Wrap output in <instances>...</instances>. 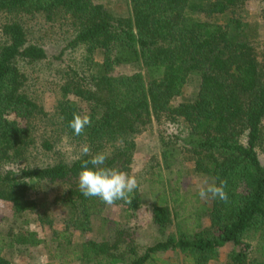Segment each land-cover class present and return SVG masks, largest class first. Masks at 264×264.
<instances>
[{
    "label": "trees",
    "instance_id": "obj_1",
    "mask_svg": "<svg viewBox=\"0 0 264 264\" xmlns=\"http://www.w3.org/2000/svg\"><path fill=\"white\" fill-rule=\"evenodd\" d=\"M130 1L131 10L118 15L95 0H0V12L8 16L0 44V201L13 214L8 230L0 231V264H11L3 255L6 248L44 243L37 230L26 227L29 213L51 229L58 244L53 257L68 263L166 264L160 255L175 251L186 264H209L232 242L237 249L230 264H264V164L257 151L264 144V58L245 13L248 0ZM39 14L48 20L68 17L75 31L71 46L85 50L81 67L69 66L61 77L53 114L56 129L79 149L88 144L93 154L108 155L106 166L130 174L141 127L156 121L187 129L164 141L167 173L160 167L152 174L150 200L139 187L131 204H114L123 217L109 238L75 240L77 232L87 235L95 222L105 228L109 221L107 206L78 188L88 157L79 153L71 162L46 165L32 160L33 153L54 147L47 138L37 142L35 121L43 107L30 88L29 67L45 60L47 52L29 41L22 21ZM125 64L133 67L131 73H112ZM194 77L198 90L183 97ZM77 112L93 121L80 136L69 127ZM179 150L208 183L227 180V203L185 201L187 195L167 182ZM43 182L66 186L54 200L61 216L42 211L43 203L30 195ZM179 205L181 210L175 209ZM141 211L152 215L162 235L143 251L135 227Z\"/></svg>",
    "mask_w": 264,
    "mask_h": 264
},
{
    "label": "rangeland",
    "instance_id": "obj_2",
    "mask_svg": "<svg viewBox=\"0 0 264 264\" xmlns=\"http://www.w3.org/2000/svg\"><path fill=\"white\" fill-rule=\"evenodd\" d=\"M102 2L112 9L116 14H126L131 10L130 0H95ZM248 21L252 24L258 37L254 40L255 46L259 53V58L263 61L264 58V3L263 0H248L245 10ZM8 19L5 13L0 12V44L3 43L5 37L2 33V25ZM23 24L27 30L28 38L31 43L42 45L47 52V58L42 62L30 66V88L34 96L42 105L43 110L37 116L35 121V135L37 142H41L44 138L50 140L54 147L48 153H33L32 160L40 165L47 163L58 162L65 160L71 162L76 159L80 153V149L62 133L53 121H56L53 114L57 98L60 95L59 86L62 83L61 77L64 72L69 69V66L81 67L84 56V48L82 46H71V41L75 36V31L66 16H58L54 20H48L42 14L36 16H25L22 18ZM95 60L102 62V54L96 51ZM99 68H95L97 71ZM133 67L125 64L115 67L113 74L131 73ZM199 80L194 77L185 85L183 97L188 96L198 90ZM264 127V121H263ZM184 124L178 125L168 122L157 123L154 121L146 127H141L135 134L136 150L134 153V161L130 175H136L142 192L147 195V200H150L149 186L152 174L162 167L166 172V164L163 155L165 149L164 141L174 140V135L186 132ZM259 157L264 164V144L257 146ZM177 160L172 161V171H168L167 182L178 186L180 191L187 195L184 199L195 201L200 204L206 202L201 200L198 195L199 187L207 181V178L195 171L194 161L190 156L182 154L179 150ZM178 170H180L178 172ZM208 182V181H207ZM66 186L59 182H43L37 190L30 192V195L40 200L44 207L42 211L50 209L48 212L53 215L61 216L60 209H55L54 200L62 194ZM197 194V196L195 195ZM208 201V200H207ZM184 206V205H183ZM181 206H176L175 209L181 210ZM11 207L8 203L0 201V231L6 232L9 228V218L12 217ZM48 215V216H49ZM105 215L109 218L105 228H102L101 221L95 222V230L87 235H82L79 232L75 234L76 242L81 243L87 237H93L99 240L109 238L110 229L122 220V210L119 206H107ZM24 220H28L26 227L37 230L44 243L39 246H24L17 245L12 248L3 250V255L10 261L11 264H41V258H44V264H80L74 260L69 263L62 257L54 258L53 254L57 247V241L53 239L51 229L41 224L38 221V214L29 213ZM207 222V221H206ZM59 227V225H56ZM136 237L143 251L146 246L153 245L159 238L162 237L158 231V227L152 221V215L147 211H141L136 218ZM171 231H175L173 226ZM256 247V245H255ZM237 247L232 242H227L222 246L220 255L217 259L209 264H230V254ZM257 255V253H254ZM160 256L167 262L166 264H186L185 257L180 252L168 251ZM66 259H68L66 257Z\"/></svg>",
    "mask_w": 264,
    "mask_h": 264
},
{
    "label": "clouds",
    "instance_id": "obj_3",
    "mask_svg": "<svg viewBox=\"0 0 264 264\" xmlns=\"http://www.w3.org/2000/svg\"><path fill=\"white\" fill-rule=\"evenodd\" d=\"M92 123L89 114L77 112L73 113L69 127L76 136H80L92 126ZM80 156L88 157L83 159L78 178V188L84 197L99 198L106 206H112L117 201L132 203L133 194L140 187L136 175L106 166L108 155L104 152L93 154L88 144L81 146ZM198 195L201 200L214 199L227 203L229 201L227 180H220L219 184L204 181L199 187ZM41 264H44V258H41Z\"/></svg>",
    "mask_w": 264,
    "mask_h": 264
}]
</instances>
